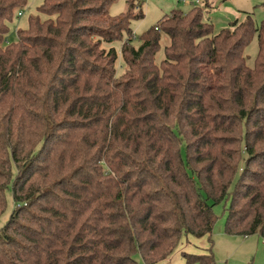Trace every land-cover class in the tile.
<instances>
[{"label": "trees", "instance_id": "trees-1", "mask_svg": "<svg viewBox=\"0 0 264 264\" xmlns=\"http://www.w3.org/2000/svg\"><path fill=\"white\" fill-rule=\"evenodd\" d=\"M116 1L43 0L8 44L28 0H0V264H159L184 237L213 246L223 202L226 235L264 239V21L216 33L206 4L173 10L135 46L143 8Z\"/></svg>", "mask_w": 264, "mask_h": 264}, {"label": "rangeland", "instance_id": "rangeland-1", "mask_svg": "<svg viewBox=\"0 0 264 264\" xmlns=\"http://www.w3.org/2000/svg\"><path fill=\"white\" fill-rule=\"evenodd\" d=\"M195 0H188V3H178L177 0H135L136 6L139 10L142 5L145 13V18L140 21L132 22V30L136 36L135 46L139 45V38L146 31L156 26L161 19L166 15L170 14L173 10H180L184 13L191 11L195 5ZM210 9H205L204 18L206 22H210L214 25L216 33L228 29L230 25L236 20L244 21L246 14H252L255 21L256 27H259L264 21V0H208ZM128 0H117L111 6L110 13L113 16L125 13L128 9ZM43 4V0H28L26 8L21 10L23 13L22 17H19V13L15 15L13 22L9 24V34L7 35V43L18 42V31L26 30L29 27L31 17L40 16L43 20L47 17L38 12V8ZM172 8L170 11L166 8ZM206 7V6H205ZM170 45V38L163 34L160 42V50L156 55V63L160 64L165 59V48ZM106 48L114 47L119 55L117 62L118 75H121L125 66L123 58L121 56V42H115L111 45L104 46ZM259 52L258 46V33H256L247 46L244 52L247 65L250 68L255 67V61ZM7 207L4 213L0 216V229L3 228L9 221L16 205L13 198L12 189L10 188L6 192ZM229 208V202H223L214 208V212L218 217L214 231H213V246L209 241L208 237L200 239L193 237H184L182 243L185 242L184 246L178 247V249L171 256V263L169 264H186V260L183 256L184 253L192 255H207L210 249L214 254L216 264H261L262 258L264 257V241L257 235L250 236L251 240H245L243 236H232V241L229 243L228 239H225V225L227 221V210ZM229 236V235H228ZM207 240V245L203 246L201 240ZM253 238V239H252ZM190 240V243H186ZM262 242L261 248L258 251L255 247L249 250V244L252 241ZM181 249H183V252ZM139 264H145L140 256L136 257ZM162 263V262H161ZM168 264V263H167Z\"/></svg>", "mask_w": 264, "mask_h": 264}, {"label": "crops", "instance_id": "crops-1", "mask_svg": "<svg viewBox=\"0 0 264 264\" xmlns=\"http://www.w3.org/2000/svg\"><path fill=\"white\" fill-rule=\"evenodd\" d=\"M178 2V1H177ZM178 3H180V2H178ZM188 3V2H187ZM205 4H206V6H207V8H208V10L210 9V5H213V4H210L209 3V1L208 0H206V2H205ZM142 6V5H141ZM143 7V6H142ZM172 8L170 7V8H166V10H171ZM171 12V11H170ZM169 15V14H168ZM167 16V15H166ZM225 239H228V241H229V243H231V242H233L232 241V236H228V235H226V233H225ZM245 238V240H251V238L250 237H244ZM253 239V238H252ZM263 239V238H262ZM262 241H264V239L262 240ZM208 241L207 240H205V238L203 239V240H201V244L203 245V246H205V245H207L206 243H207ZM186 243H188V245L189 244H191L190 243V240H187L186 241ZM184 244H185V242L184 243H182L181 244V247H183L184 246ZM261 244H262V242H261V240L260 241H252V242H250V244H249V250H252V249H254L255 247L257 248V250L259 251L260 250V248H261ZM263 245V244H262ZM182 251H180V252H183V249H181ZM171 258L172 257H170L169 259H167L166 261H164V262H162V263H159V264H169V263H171ZM261 264H264V257L262 258V261H261Z\"/></svg>", "mask_w": 264, "mask_h": 264}, {"label": "built area", "instance_id": "built-area-1", "mask_svg": "<svg viewBox=\"0 0 264 264\" xmlns=\"http://www.w3.org/2000/svg\"><path fill=\"white\" fill-rule=\"evenodd\" d=\"M177 1L180 2V3H187L188 2V0H177ZM205 2H206V0H195L193 4L195 6H205ZM18 15H19V17H22L23 13L19 12Z\"/></svg>", "mask_w": 264, "mask_h": 264}]
</instances>
